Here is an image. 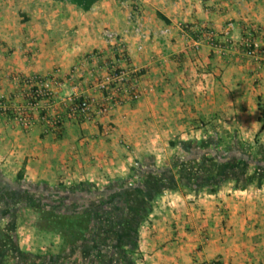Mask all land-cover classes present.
Returning <instances> with one entry per match:
<instances>
[{"label":"crops","instance_id":"0c3cea01","mask_svg":"<svg viewBox=\"0 0 264 264\" xmlns=\"http://www.w3.org/2000/svg\"><path fill=\"white\" fill-rule=\"evenodd\" d=\"M228 22L233 39L251 28L264 46V0H97L87 11L66 0H0V98L24 104L25 86L14 76H53L63 87L56 102L43 107L46 121L35 114L23 128L0 112V183L24 188L17 194L24 199L17 211L45 192L72 199L85 190L109 193L115 179L132 187L139 169L171 170L173 160L219 152L217 137L264 147V125L261 129L257 121V98L264 103V60L219 52L203 38L207 29L220 34ZM107 35L118 39L126 54L114 64L141 71L140 97L113 105L94 120L67 119L68 97L101 99L95 81L114 59ZM56 116L63 122L54 131L48 122ZM186 141L193 143V153L181 149ZM7 226L14 229L12 221ZM14 231L19 252L15 246L3 250L4 259L28 252L30 264L39 257L37 248L48 249L49 243L37 244L28 229ZM8 241H0L1 252ZM136 244L129 259L135 264H259L263 184L233 189L228 182L212 194L164 191L140 223Z\"/></svg>","mask_w":264,"mask_h":264},{"label":"trees","instance_id":"16d2710c","mask_svg":"<svg viewBox=\"0 0 264 264\" xmlns=\"http://www.w3.org/2000/svg\"><path fill=\"white\" fill-rule=\"evenodd\" d=\"M66 1L82 11H87L97 0ZM261 102V98L258 97L257 121L262 129L264 103ZM43 116L45 117L44 114ZM258 135H256L255 143L258 142ZM231 140L224 143L222 138L217 137L215 141L219 145L214 149L217 148L219 152L205 155L199 160L189 158L181 162L173 160L171 166L177 176L170 168L149 170L144 168L135 173L137 180L132 187L127 186V181L115 179L110 185L109 193L85 190L84 194L72 199L68 195L65 198L64 196L55 198L50 193L39 192L43 193V196H39L40 200L34 199L25 207L37 210L39 222L35 227L38 232L51 233L58 237L56 251L46 255L41 264H60L61 261L64 264L70 259L71 252H74V249L77 251L79 245H83L80 255L87 264H113V255L117 257L120 264H135L129 259L137 249L138 227L140 223L148 219L154 203L164 191L182 188L199 192L205 189L207 193L212 194L228 182L233 183V189H244L254 179L257 181L256 186H259L264 180V147H256L261 154V158L256 160L255 154L251 151L252 147L232 144ZM222 142L223 145L220 144ZM198 147L202 148L200 145ZM181 149L187 153H193L194 145L189 141L182 142ZM252 159L256 161L254 164ZM251 164H253V170L250 174ZM17 177L21 179L20 174ZM4 183L6 187L3 192H0V202H2L1 208L6 207L0 209V218L10 219L18 209L9 208L8 202L15 200L17 194L25 192L22 185L13 189L7 185L8 182L4 181ZM8 222L11 223V221ZM6 225L5 230L0 228V241L9 240L8 246L2 249V252L0 250V264H4V257L7 255V252H3L11 251L12 246H15L14 253L19 252L16 250L17 244L13 239L15 231L12 226L7 228ZM104 247L105 251H103ZM17 259L15 256L13 261Z\"/></svg>","mask_w":264,"mask_h":264},{"label":"built area","instance_id":"2783aa9c","mask_svg":"<svg viewBox=\"0 0 264 264\" xmlns=\"http://www.w3.org/2000/svg\"><path fill=\"white\" fill-rule=\"evenodd\" d=\"M233 29L232 22H228L220 34H216L210 29L203 33L206 43L219 52L233 50L246 57L259 58L264 60V46H261L255 37L254 30L247 28L246 33L237 40L233 39L230 31ZM113 49V62H106L104 74L97 78L95 87L101 94V99L96 101L90 97H68L66 118L81 121L94 120L97 116L106 115L111 106L123 103L125 100L135 101L140 97L137 88V81L142 73L138 69L127 67L119 68L114 62L126 59V54L121 43L112 35H107ZM196 47L197 44H194ZM75 68H78L75 67ZM76 71V69L74 70ZM14 80L23 84L24 104L13 106L0 98V112L14 119L23 128L30 127L35 114L43 120H47L41 113L48 105H53L57 98L62 95V84L53 76L47 77H21L14 76ZM44 107V108H43ZM45 115V114H44ZM63 122V117L56 116L51 124L54 131L58 130ZM195 264H204L197 262ZM210 264H223L215 260Z\"/></svg>","mask_w":264,"mask_h":264},{"label":"rangeland","instance_id":"374dc122","mask_svg":"<svg viewBox=\"0 0 264 264\" xmlns=\"http://www.w3.org/2000/svg\"><path fill=\"white\" fill-rule=\"evenodd\" d=\"M252 147V152L255 154V158L256 160L257 159H260L261 158V154L259 153V150L255 147V145H251ZM260 148H263V147H260ZM248 150V149H247ZM253 160V159H252ZM252 162V161H251ZM256 161L253 160V164L255 163ZM250 165L249 167V172L251 174L253 168H252V165ZM256 180H252L250 185H256ZM263 184V187H264V180L261 181L260 185L261 186ZM5 188V185H1L0 183V192H3ZM5 192V191H4ZM39 199V198H37ZM40 200V199H39ZM1 201V199H0ZM24 202V199H21L20 197L16 198V200H10L8 203V207L9 208H17L19 209L20 205L22 206ZM2 202H0V209L2 210V208L6 207H2ZM37 206V205H36ZM3 220H10L12 221V223L14 224V230H17L19 229L22 230V232H24L25 229H28L33 237L35 238V240L37 241L36 243L37 244H43L42 246L45 247L46 244L49 243V246L47 247L48 249H46L44 252L40 249H36L34 254L36 256H39L37 258H34L30 264H41L42 261H44L45 259V256L48 255L49 253H52V252H55L56 250V247L58 245V237L57 236H54L53 234L51 233H40L38 232L37 228L35 227L36 223L39 222V215L37 213V210L33 209V208H26L24 210H19L17 212L14 213V216L10 219H7L6 217L5 218H0V228L1 229H4L5 228V224L9 223L7 221H3ZM7 227V225H6ZM8 228V227H7ZM23 228V229H21ZM5 230V229H4ZM57 238V244L56 245H52V240L53 239H56ZM50 247H53L54 249L51 250ZM21 252H24V251H21ZM42 252V253H41ZM24 254V256H20L16 261H9V259H5V262L4 264H29L30 262V259L28 256L30 253L28 252H24L22 253ZM33 254V253H31ZM77 254H80V252L77 253V251L74 250V252L72 251L71 252V257L69 260H67L64 264H87V261L85 260H82V257L80 256V258L78 259L77 257ZM70 255V254H69ZM16 262V263H15ZM68 262V263H67ZM264 263V258L260 259V263L259 264H263ZM60 264H63V261H61Z\"/></svg>","mask_w":264,"mask_h":264}]
</instances>
